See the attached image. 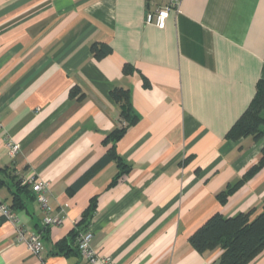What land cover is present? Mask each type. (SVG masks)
Instances as JSON below:
<instances>
[{
    "label": "crops",
    "instance_id": "obj_1",
    "mask_svg": "<svg viewBox=\"0 0 264 264\" xmlns=\"http://www.w3.org/2000/svg\"><path fill=\"white\" fill-rule=\"evenodd\" d=\"M166 3L0 0V201L42 243L37 258L0 218V264H88L70 236L92 204L90 246L111 264H215L221 251L199 254L189 237L213 214L260 213L264 167L225 204L216 196L264 147L226 138L264 81V0H181L162 29L147 24ZM118 88L137 121L114 144L129 168L116 180V162L96 166L120 120ZM30 178L47 185L60 226L41 227L30 185L16 188Z\"/></svg>",
    "mask_w": 264,
    "mask_h": 264
},
{
    "label": "trees",
    "instance_id": "obj_2",
    "mask_svg": "<svg viewBox=\"0 0 264 264\" xmlns=\"http://www.w3.org/2000/svg\"><path fill=\"white\" fill-rule=\"evenodd\" d=\"M91 52L97 59L106 55V51L98 45H93ZM77 94L78 89H74L71 93L72 96ZM110 97L120 107V120L118 126L106 136L104 144H111V147L107 154L99 160L96 167H103L112 161L116 162L119 170L116 176L117 180L122 174H127L129 168L116 155L114 144L136 123L137 118L131 108L129 92L127 90L121 88L115 89L111 92ZM249 136L255 140L264 139V81L258 82L255 95L249 107L230 129L226 138L237 141ZM263 167L264 147L261 149L258 163L246 173L242 180L234 185L227 186L220 192L216 196L217 201L222 205L225 204L228 197L246 179L254 176ZM92 173L93 171L88 172L76 182L72 189L75 190L81 186ZM15 185L19 191L26 190L29 187L22 179L16 180ZM9 208L14 210L11 206ZM93 208L94 205H90L82 219L76 223L75 229L71 232L70 236L73 242L79 233L86 231ZM189 243L199 254L219 249L221 254L215 264H249L264 250V199L261 211L257 215L253 210L238 213L233 217H224L219 213L213 214L189 237Z\"/></svg>",
    "mask_w": 264,
    "mask_h": 264
},
{
    "label": "built area",
    "instance_id": "obj_3",
    "mask_svg": "<svg viewBox=\"0 0 264 264\" xmlns=\"http://www.w3.org/2000/svg\"><path fill=\"white\" fill-rule=\"evenodd\" d=\"M181 0H167L166 5L158 9L153 13H147L145 22L147 24H153L156 28L162 29L165 25V21L171 11L175 13L179 12ZM7 147L9 154L12 158L16 156L19 151V146L12 141H7ZM24 183L30 185L32 192L35 194L36 201L38 202L40 209L43 212L41 220V227L52 228L58 227L62 224L61 218L51 215V208L48 203V187L42 182L35 181L33 178L23 179ZM0 218L10 223L14 228V237L18 243L26 246L27 250L35 257H39L42 243L40 236L36 233H27L19 226V220L16 214L5 204L0 201ZM92 240V234L89 231L79 233L75 238L74 244L80 255V257L88 264L100 263L111 264L109 258L100 257L91 248L90 243Z\"/></svg>",
    "mask_w": 264,
    "mask_h": 264
}]
</instances>
